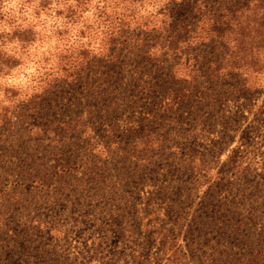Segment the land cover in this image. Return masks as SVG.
Wrapping results in <instances>:
<instances>
[{"label":"rangeland","instance_id":"374dc122","mask_svg":"<svg viewBox=\"0 0 264 264\" xmlns=\"http://www.w3.org/2000/svg\"><path fill=\"white\" fill-rule=\"evenodd\" d=\"M254 13L242 37L204 18L178 59L101 32L47 33L11 60L2 45L16 65L0 71V264H264ZM98 48H120L116 67Z\"/></svg>","mask_w":264,"mask_h":264},{"label":"trees","instance_id":"16d2710c","mask_svg":"<svg viewBox=\"0 0 264 264\" xmlns=\"http://www.w3.org/2000/svg\"><path fill=\"white\" fill-rule=\"evenodd\" d=\"M14 1L17 9L12 5ZM205 1L0 0V23H5L9 27L8 30L0 29V54L1 52L5 54L2 45L13 43L16 47L10 51L12 55L6 56L10 60L15 59L16 52H20V55L28 46L41 41L44 35L47 37V33L57 39L72 37L89 39L101 32L106 33L110 41L117 37L122 42L129 40L133 45L144 48V53L159 52L161 56L170 55L178 59L186 55L187 47L192 40L199 39V26L204 22V18L211 24L212 33L216 31L215 25L226 26L224 29L226 33L229 26L236 25L237 37H242L244 24L250 23L247 15L250 10L264 20V13H257L261 11L260 5L264 4V0H224L221 3L223 6L218 7L223 11L215 15L212 8L210 16L205 15ZM252 2L255 3L253 7L256 8L251 9ZM147 5L150 6L149 9L144 8ZM89 12L91 20L88 17ZM47 23L49 29L43 30ZM37 27L41 29L37 30ZM104 27H106L105 31H103ZM42 30L45 32L43 33ZM98 49L107 59L105 66L116 65L120 48ZM10 60L0 61V71L9 70L16 65ZM174 81L173 98L176 101L184 100L189 92L188 88L180 79ZM192 81L194 83L195 79Z\"/></svg>","mask_w":264,"mask_h":264}]
</instances>
